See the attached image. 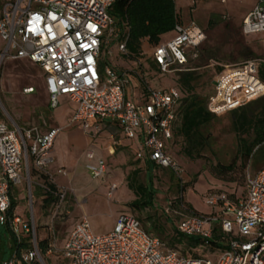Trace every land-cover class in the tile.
Returning <instances> with one entry per match:
<instances>
[{"label":"built area","instance_id":"obj_1","mask_svg":"<svg viewBox=\"0 0 264 264\" xmlns=\"http://www.w3.org/2000/svg\"><path fill=\"white\" fill-rule=\"evenodd\" d=\"M118 0H8L0 1L1 62L27 60L46 75L50 107L58 108L68 97L76 106L72 124L84 132L99 136L104 124L117 127L128 141L140 139L139 157L171 170L183 183L184 169L168 152L174 139V126L182 94L178 88L156 89L147 84L143 72L117 71L110 67L101 74L103 57L112 55L118 44L128 54L129 36L112 15ZM223 3L226 0H221ZM242 31L246 36L264 34V0L245 17ZM175 37L155 47L151 57L160 74L192 72L191 60L206 39L194 22L177 24ZM186 49H194L188 57ZM263 60L252 59L226 65L216 78L208 111L223 117L264 98V82L258 77ZM151 69V68H150ZM144 89L138 99L129 98L128 90ZM33 93V89L25 91ZM58 128L42 132L38 127L12 128L0 121V226H7L20 244L25 236L31 248L3 264H264V168L248 176L245 192L232 199L226 193L210 192L204 198L210 215L190 212L178 224L181 235L200 239L203 249L211 247L215 225L229 238L225 250L215 257L190 259L172 250L155 235L147 233L137 218L121 215L114 228L105 234L93 232L83 217L68 236L62 249L56 231L48 229L40 241L33 209V185L48 190L53 176L52 150L60 133ZM87 171L92 179L106 176L108 166L94 151L86 154ZM59 175L66 171L59 169ZM44 178H47L45 180ZM53 184V183H52ZM25 187L30 201V216L16 214L22 201L19 188ZM117 190L113 184L109 197ZM66 192L58 191L61 202ZM181 197L180 199H182ZM14 202H18L16 207ZM172 203H169L171 207ZM58 216H53V219ZM42 243L45 244L42 249ZM56 261L50 262L49 259Z\"/></svg>","mask_w":264,"mask_h":264},{"label":"rangeland","instance_id":"obj_2","mask_svg":"<svg viewBox=\"0 0 264 264\" xmlns=\"http://www.w3.org/2000/svg\"><path fill=\"white\" fill-rule=\"evenodd\" d=\"M0 1L5 3L8 0ZM175 2L183 21L186 24L196 23L206 36L202 46L197 49L199 52L197 59L191 60V53L196 50L186 49V54L191 60L189 67L200 76V80L195 83V92L201 97L208 98L213 94V83L224 66L236 65L252 59L264 61V34L246 36L242 31L243 20L251 12V0H227V3L221 0H175ZM210 22L214 23L213 26H209ZM174 36L175 32L172 31L164 35L162 41L172 39ZM2 47L0 40V57ZM154 48L148 42H144L142 55L136 62H131L119 52L118 44H114L111 49L112 55L103 57L102 76L106 77L107 67L120 72L121 70L143 72L147 84L153 88H179V74H160L152 68L151 57ZM26 88H34L36 95L28 97L25 93ZM133 88H129L130 96ZM141 91L142 89L134 90L135 99H138ZM68 110L69 106L63 103L56 113L65 114ZM52 113L53 111L48 108L44 76L39 69L29 62L0 61V119L12 125V128H16V125L30 128L31 125H38L40 120L41 122L44 120L48 127L58 126L49 118ZM104 130L121 138L119 129L108 125L107 122L104 124ZM207 133L210 137L209 146L203 152L201 159L193 160L184 155L185 142L175 135L174 144L169 147L168 152L184 169L183 183L171 170L156 166L153 170V185L157 192L154 207L143 211L131 207V203L137 197L135 191L129 188L127 177L135 170H140L138 182L147 185V168L140 167V164L128 153L125 156L126 165L119 162L109 164V173L94 180L86 168V154L93 150H86L82 165L79 166L76 161L77 164L73 167L65 166L66 175H55L51 181L58 191L66 192L63 202L58 197L53 207L45 209L42 202L43 190L33 185V209L40 241L46 239L48 229L53 227L58 237V245L62 249L74 226L84 216L89 219L94 232L102 234L110 232L109 227L116 224L121 215H128L137 218L145 230L160 238L168 248H173L176 224L187 214L184 212L182 216H174L171 212L168 214L166 212L168 203L183 197L184 201L191 199L193 205L201 210L207 206L204 202L205 196L212 191H229L243 195L246 178L256 175L264 168V162L256 165L254 159L245 162L239 158L238 136L234 131L233 118L230 114L217 117ZM114 139V142L118 141L116 137ZM81 159L82 156H79L78 160ZM219 166H234V170L220 173L217 169ZM171 174L174 176V181ZM113 184L117 185V190L109 197ZM19 189L22 201L16 209V214L28 219L30 201L25 187ZM87 201L89 203L85 205ZM185 205L188 206L187 202ZM83 207L86 209V215L81 213ZM53 216L58 218L53 219ZM168 218L172 220L170 223H167ZM153 222L163 227L164 233L156 232ZM0 233L7 239L10 238L7 226L1 227ZM178 249L187 257L194 255L211 259L216 257L212 252L204 249L190 251L185 246H179ZM56 260L49 259L50 262Z\"/></svg>","mask_w":264,"mask_h":264},{"label":"trees","instance_id":"obj_3","mask_svg":"<svg viewBox=\"0 0 264 264\" xmlns=\"http://www.w3.org/2000/svg\"><path fill=\"white\" fill-rule=\"evenodd\" d=\"M112 15L115 17L118 24L123 26L129 36L128 54L122 55L131 62H136L141 54L144 42L157 47L161 44L162 37L174 31L177 24H182L180 16L177 12L175 0H118L112 8ZM214 23L210 22L209 26ZM152 68L156 66L151 62ZM126 71V70H121ZM220 70L217 77L221 74ZM258 77L264 82V64L259 68ZM200 80L199 74L195 71L179 74V90L182 94V99L178 108V120L174 126V135L180 137L185 142L183 153L186 157L193 160L201 159L203 152L209 146L210 137L207 133L208 128L217 119L207 109L208 98L201 97L195 92V83ZM213 83V90H214ZM144 90V89H142ZM233 118V128L238 136L239 158L245 162L254 159L256 165L264 162V98L259 99L251 104L241 107L238 110L230 113ZM248 138H244V137ZM156 164L149 161L147 167V185L138 182L140 170H135L127 177V183L131 190L135 191L137 199L131 203V207L137 211L153 209L157 192L153 185V170ZM220 173L232 172L234 166L223 167L219 166ZM174 181V176L171 174ZM47 180V178H44ZM48 184V190L43 192V207L49 209L55 205L58 200V189L54 184ZM183 188V187H182ZM217 193H226L232 199L242 194L236 195L229 191H212ZM244 194V193H243ZM18 202H14L16 207ZM181 205L185 206L190 212H193L190 206L185 205L184 199H177L172 203L166 212L172 213L174 216H182L184 210ZM185 213V212H184ZM185 218V217H184ZM183 218V219H184ZM139 221V220H138ZM172 220L167 219V223ZM181 221V220H180ZM176 224V232L173 238L172 250L179 252V246L188 247L190 251L203 249L200 239L190 238L181 235ZM140 222V221H139ZM141 223V222H140ZM153 227L156 232L164 233V229L153 222ZM1 228V226H0ZM144 229V228H143ZM10 238L4 237L0 233V264L12 258L15 253L21 254L31 248L30 239L24 238L22 243H18L13 232L8 228ZM145 230V229H144ZM147 233L151 232L145 230ZM154 235V234H152ZM157 237V236H156ZM229 238L222 234V229L219 225H215L214 238L210 242L211 247L204 249L212 252L215 256L225 250V244ZM45 244L42 243V249ZM182 256L187 257L183 252H179ZM190 259H201V256L187 257Z\"/></svg>","mask_w":264,"mask_h":264},{"label":"crops","instance_id":"obj_4","mask_svg":"<svg viewBox=\"0 0 264 264\" xmlns=\"http://www.w3.org/2000/svg\"><path fill=\"white\" fill-rule=\"evenodd\" d=\"M225 3H227V0ZM257 3H258V0H251L252 7H251L250 11H252L255 8ZM177 12L180 16L182 24L188 25V24H186V22L183 21L181 13L178 11V9H177ZM172 39H169V40L164 41V42L161 40V43L170 42ZM2 50H3V47H2ZM8 61H10V62H29L27 60H6L5 62H8ZM29 63L32 64L34 67L38 68L44 76V86H45V90H46V93L48 96V108L53 111L52 115H50L49 118L53 119V121H55L58 125V126L48 127L44 120H42V122L40 120V123L38 125H35V124L31 125L30 128L38 127L43 133L46 132L50 128H58L61 130L56 141H55V144H54V147L52 150V156H53L55 161H54V164L51 166L50 172H51L53 177L55 175L59 176V174L57 173V171L59 169H65V166L73 167V165H76L77 164L76 161L78 162L79 166L82 165L83 160H84L83 156L85 155L86 150H89V149H92L99 158H102L103 160H105V162L107 163V166H108L107 174L109 173V169H110L109 164L113 165V164H117L119 162L121 164L126 165L127 161L125 160L126 159L125 156L128 153L134 157L135 161L140 164V167L147 168L149 166V160L147 158L139 157V153H140V150L142 148L140 139L135 140V141H128L122 136V134H121V138H119V137H117L116 134H113L108 130H104L102 135L99 137L98 136L93 137L89 134H86L84 132L82 126H80L79 124H72L71 121H72V117L74 115V112L76 110V106L69 100L68 97H62L60 99V103H59L58 108L55 110L51 109L50 97H49V94H48L47 88H46V75L39 66H37L31 62H29ZM29 89H33V93L26 94V95H28V97L31 98L32 96L36 95L35 89L34 88H26L25 91L29 90ZM139 94H141V92ZM133 95H134V90H132V95H131L132 97L129 95V90H128V97L129 98H135ZM63 103H65L69 106V110L65 114L56 113V111L59 110L60 106ZM0 121L5 122L4 120H1V119H0ZM10 126L12 127V125H10ZM16 126L20 127L18 125H16ZM20 128H23V127H20ZM115 137L118 140L117 142H114ZM174 141H175V135H174V139L171 142L170 146H172L174 144ZM79 156H82L81 160H78ZM87 164H88V161H87ZM77 178H78V176L75 178V180ZM186 202H187L188 206H190V208H192V210L198 214H204V215H210L211 214V209L208 208L207 206H205L204 208L199 210L193 205V201L191 199L190 200L186 199L185 203ZM88 203L89 202L87 201L85 203V205H87ZM81 213L86 215V209L84 207H83V210ZM84 217H86V216H84ZM80 221L78 223H80ZM114 226H115V223L109 227L110 231L114 228ZM104 231H106V230H104ZM93 232H94V230H93ZM105 233H107V232H103L102 234H105ZM95 234L101 235L99 233H95Z\"/></svg>","mask_w":264,"mask_h":264}]
</instances>
